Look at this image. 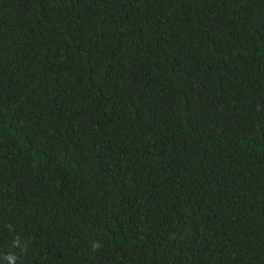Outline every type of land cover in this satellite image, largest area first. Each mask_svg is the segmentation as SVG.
I'll use <instances>...</instances> for the list:
<instances>
[{
  "label": "trees",
  "instance_id": "obj_1",
  "mask_svg": "<svg viewBox=\"0 0 264 264\" xmlns=\"http://www.w3.org/2000/svg\"><path fill=\"white\" fill-rule=\"evenodd\" d=\"M0 264H264V0H0Z\"/></svg>",
  "mask_w": 264,
  "mask_h": 264
},
{
  "label": "clouds",
  "instance_id": "obj_2",
  "mask_svg": "<svg viewBox=\"0 0 264 264\" xmlns=\"http://www.w3.org/2000/svg\"><path fill=\"white\" fill-rule=\"evenodd\" d=\"M99 247H100V245H99L98 242H95V243L93 244V250H96V249H98Z\"/></svg>",
  "mask_w": 264,
  "mask_h": 264
}]
</instances>
